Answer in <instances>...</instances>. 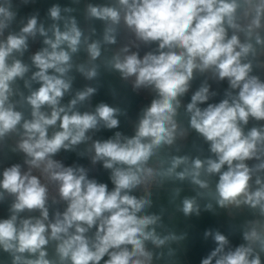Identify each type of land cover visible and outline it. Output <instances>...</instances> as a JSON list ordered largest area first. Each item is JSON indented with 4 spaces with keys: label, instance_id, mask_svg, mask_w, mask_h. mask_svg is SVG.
Returning a JSON list of instances; mask_svg holds the SVG:
<instances>
[{
    "label": "clouds",
    "instance_id": "clouds-1",
    "mask_svg": "<svg viewBox=\"0 0 264 264\" xmlns=\"http://www.w3.org/2000/svg\"><path fill=\"white\" fill-rule=\"evenodd\" d=\"M31 2L0 0V145L23 155V165L0 170L9 264H179L173 245L187 233L150 211V188L167 182L191 186L177 205L184 217L247 213L230 228L237 245L204 231L214 247L199 264H264V0H102L84 6L87 27L60 4L47 22L38 12L21 17ZM36 40L42 47L26 62ZM104 73L152 94L131 135L116 130L125 109L87 108ZM77 74L91 85L74 89ZM197 77L205 79L184 103ZM209 80L227 81L219 102H209L217 95ZM101 130L116 131L94 138ZM190 133L206 153H182ZM80 148L109 173L111 189L55 158Z\"/></svg>",
    "mask_w": 264,
    "mask_h": 264
},
{
    "label": "crops",
    "instance_id": "crops-1",
    "mask_svg": "<svg viewBox=\"0 0 264 264\" xmlns=\"http://www.w3.org/2000/svg\"><path fill=\"white\" fill-rule=\"evenodd\" d=\"M18 3L19 0H16ZM102 2V0H81L79 4L73 3V0H33L26 6H22L20 9L21 17L39 13V18L42 21L47 22L46 12L52 4H60L61 6H70L76 9L73 13L77 19L81 22L82 26L87 27L88 24L83 17V9L87 3ZM97 28H100L99 22H97ZM123 35V34H122ZM42 47L40 40L30 41L29 50L25 53L24 60L28 62L32 53L39 50ZM149 49L145 46H141L138 50L142 56ZM261 78L264 79V69L258 71ZM204 77H197L193 83L189 93L184 97V103L189 102L192 92H194L204 80ZM92 82L85 80L83 77L76 75V79L73 83L74 89H80L85 85H91ZM211 90L217 92V95L213 97L209 102H219L223 98V93L227 89V81L215 82L209 80ZM98 91L95 96L89 102L87 108L91 110L96 104L100 102H106L110 105L119 106L125 109L126 116H122L120 127L116 130L122 131L126 135H131L133 132L135 121L138 117L140 110L151 102L152 94L147 91L145 99L138 97L130 89L129 85L121 81L116 74H102L100 80L96 82ZM69 97H65V102ZM206 106V105H204ZM116 130H101L94 135V138L107 139ZM182 153L195 154L198 146H203L206 153V145H202V142L198 139L195 133H190L186 140L182 141ZM12 145L10 142L0 145V170L3 167L11 166L5 161L4 149L6 145ZM13 146V145H12ZM83 151V148L76 151H61L57 156L62 157L69 163V166L80 165L89 169V178L97 179L98 182L107 183L109 189L113 187L109 179V173L103 169L102 165H92L91 159L88 156H82L79 153ZM23 165V163H22ZM175 187H181L182 192L179 198L173 199V189ZM143 194L142 192H138ZM186 195H194L191 186L187 183L174 184L171 182L165 183L161 187H157L151 194L153 200V206L150 209L152 212H156L162 215L163 223L168 230L176 231L177 233H187V238L180 245H173L177 248V255L174 260L179 264H199L201 258L207 255V253L214 247L212 241L209 239L205 241L203 233L208 229H218L221 232L230 235V239L234 245L239 244L241 241L239 233H231L230 228L233 224H239L247 216L246 212L229 213L225 210H217L215 213L201 211V215L184 217L182 213L177 210L179 199ZM9 202L1 203L0 206V219L6 218L8 215ZM61 209V210H59ZM63 211V206L59 205L53 209ZM0 264H9V258L6 254L0 253Z\"/></svg>",
    "mask_w": 264,
    "mask_h": 264
},
{
    "label": "water",
    "instance_id": "water-1",
    "mask_svg": "<svg viewBox=\"0 0 264 264\" xmlns=\"http://www.w3.org/2000/svg\"><path fill=\"white\" fill-rule=\"evenodd\" d=\"M4 158L8 164L23 163V155L21 153L13 151L12 145H6L4 149ZM61 210V209H59Z\"/></svg>",
    "mask_w": 264,
    "mask_h": 264
},
{
    "label": "built area",
    "instance_id": "built-area-1",
    "mask_svg": "<svg viewBox=\"0 0 264 264\" xmlns=\"http://www.w3.org/2000/svg\"><path fill=\"white\" fill-rule=\"evenodd\" d=\"M128 85H129L130 89L132 90L131 84L128 83ZM132 91H133V90H132ZM133 93H134L135 95H137L138 97H141L142 99H145L146 94H147V90H139V91H137V92H134V91H133ZM55 158L58 159V160H60V161H62V162L65 164V166H69V163H68L67 161H65L62 157H60V156H56ZM156 188H157L156 186H152V187L150 188L151 194L153 193V191H154ZM141 192H142V191H141ZM0 206H1V203H0Z\"/></svg>",
    "mask_w": 264,
    "mask_h": 264
}]
</instances>
